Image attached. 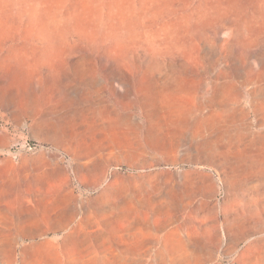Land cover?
<instances>
[{"label": "rangeland", "instance_id": "374dc122", "mask_svg": "<svg viewBox=\"0 0 264 264\" xmlns=\"http://www.w3.org/2000/svg\"><path fill=\"white\" fill-rule=\"evenodd\" d=\"M23 155L74 192L2 200L0 264H264V0H0Z\"/></svg>", "mask_w": 264, "mask_h": 264}, {"label": "crops", "instance_id": "0c3cea01", "mask_svg": "<svg viewBox=\"0 0 264 264\" xmlns=\"http://www.w3.org/2000/svg\"><path fill=\"white\" fill-rule=\"evenodd\" d=\"M53 165L43 164L31 155H23L18 162H11L9 159L0 160V206L4 205L2 200L7 199L8 205L15 208L20 205L19 201L28 197L44 200L53 198L59 200L67 198L61 193L74 192V181L67 173L55 175L49 180L48 171ZM47 187V188H46ZM48 188L51 190H48ZM57 189V190H56ZM44 205V204H43ZM48 206L61 207L65 203H45ZM235 205L233 208H240ZM132 208V207H131ZM252 209L260 208L259 205H252ZM58 213V212H55ZM0 225H2L0 223ZM39 230V228H30Z\"/></svg>", "mask_w": 264, "mask_h": 264}, {"label": "bare ground", "instance_id": "6f19581e", "mask_svg": "<svg viewBox=\"0 0 264 264\" xmlns=\"http://www.w3.org/2000/svg\"><path fill=\"white\" fill-rule=\"evenodd\" d=\"M211 150V149H210ZM47 188V187H46ZM51 189V188H50ZM49 188H48V190H50ZM107 189L108 190H112V191H114V192H120L122 189H123V186L122 185H120V184H118L116 181L115 182H113V183H111V184H107ZM57 190V189H56ZM51 191V190H50ZM103 195H104V193H103ZM161 207L164 209V210H167L168 208H169V205L167 204V203H163L162 205H161ZM124 210H125V208H123ZM102 215V214H101ZM122 215L123 216H121V219L123 218L124 219V217H126V212L125 211H123L122 212ZM103 219V218H102ZM103 224L105 225V227L107 228V229H109L110 230V226H112V220H111V218H110V216L109 215H107L104 219H103ZM110 232V231H109ZM101 239H103V237H100ZM91 241H89V243H85V245L87 246V249H88V252H89V254L90 255H92V254H94L95 253V250H94V248H93V245L90 243ZM79 245H82V243H76V242H74L73 244H66V245H64V246H66V247H75V246H79ZM80 247V246H79ZM64 249V248H63ZM71 249V248H70ZM69 249V250H70ZM0 253H2L1 251H0Z\"/></svg>", "mask_w": 264, "mask_h": 264}, {"label": "built area", "instance_id": "2783aa9c", "mask_svg": "<svg viewBox=\"0 0 264 264\" xmlns=\"http://www.w3.org/2000/svg\"><path fill=\"white\" fill-rule=\"evenodd\" d=\"M22 146L28 151H37L40 147L37 142H30L29 140H26Z\"/></svg>", "mask_w": 264, "mask_h": 264}]
</instances>
